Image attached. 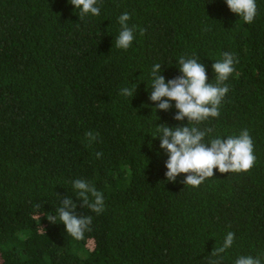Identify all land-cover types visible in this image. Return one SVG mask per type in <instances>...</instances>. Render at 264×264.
Masks as SVG:
<instances>
[{"label": "trees", "instance_id": "trees-1", "mask_svg": "<svg viewBox=\"0 0 264 264\" xmlns=\"http://www.w3.org/2000/svg\"><path fill=\"white\" fill-rule=\"evenodd\" d=\"M98 6L91 17L68 0H0V264H233L264 255V0L252 24L224 0ZM125 11L136 33L121 50ZM224 52L236 62L220 114L190 126L206 140L247 129L255 163L241 173L213 169L197 187L184 185V174L168 182L152 134L190 122L174 119V102L153 110L151 66L161 63L167 81L180 75L177 58L194 55L215 83L211 64ZM129 83L135 94L125 99L119 91ZM77 178L104 193L102 213L75 196ZM64 198L92 217L80 240L49 220ZM228 231L233 246L214 255Z\"/></svg>", "mask_w": 264, "mask_h": 264}, {"label": "clouds", "instance_id": "clouds-1", "mask_svg": "<svg viewBox=\"0 0 264 264\" xmlns=\"http://www.w3.org/2000/svg\"><path fill=\"white\" fill-rule=\"evenodd\" d=\"M74 10L81 16L96 17L100 15L99 0H68ZM227 8L244 23L252 24L258 16L257 0H224ZM131 15L125 11L117 17L120 30L115 36V47L127 50L135 39L136 25H130ZM236 57L229 52L222 53V58L211 64L215 75V83L208 80L206 66L196 56L177 58L176 64L180 75L174 79L165 80L160 73L161 63H154L150 70L151 88L149 100L156 102L153 110L167 111L172 107L177 110L174 117L180 121L187 119L190 124L181 127L159 126L152 134L159 137L158 153L163 150L166 155L164 175L168 182H176V178L184 174V185L197 187L207 178L213 177V169L219 173H241L251 169L256 157L253 151V140L247 129L239 134L216 135L206 140L208 133L196 126L209 118L218 117L220 106L229 92L225 83L234 74ZM136 84L122 87L119 95L131 99L135 94ZM89 145L96 141L97 136L92 131L85 134ZM151 147V145H149ZM102 153H96L99 158ZM71 189L75 196L92 212L100 214L105 209L104 193L85 179H73ZM76 204L69 198H64L56 213L49 217L50 222L63 225L64 231L73 239L83 238L85 231L92 223L91 216H78L74 209ZM235 233L228 231L222 245L215 250L214 255L226 252L233 246ZM233 264H264V255H239Z\"/></svg>", "mask_w": 264, "mask_h": 264}]
</instances>
